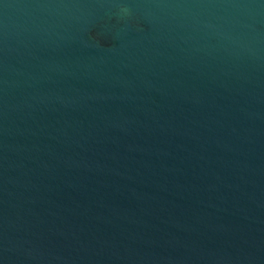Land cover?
<instances>
[{"label":"water","instance_id":"95a60500","mask_svg":"<svg viewBox=\"0 0 264 264\" xmlns=\"http://www.w3.org/2000/svg\"><path fill=\"white\" fill-rule=\"evenodd\" d=\"M0 264H264V0H0Z\"/></svg>","mask_w":264,"mask_h":264}]
</instances>
